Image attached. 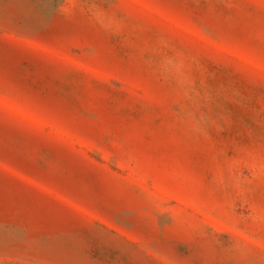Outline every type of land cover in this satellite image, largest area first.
I'll return each instance as SVG.
<instances>
[{"label":"rangeland","instance_id":"1","mask_svg":"<svg viewBox=\"0 0 264 264\" xmlns=\"http://www.w3.org/2000/svg\"><path fill=\"white\" fill-rule=\"evenodd\" d=\"M0 264H264V0H0Z\"/></svg>","mask_w":264,"mask_h":264}]
</instances>
